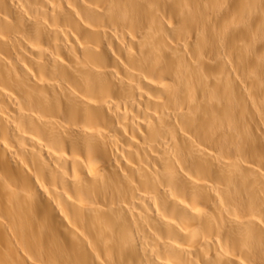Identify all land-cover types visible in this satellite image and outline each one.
I'll return each mask as SVG.
<instances>
[{"label": "bare ground", "instance_id": "6f19581e", "mask_svg": "<svg viewBox=\"0 0 264 264\" xmlns=\"http://www.w3.org/2000/svg\"><path fill=\"white\" fill-rule=\"evenodd\" d=\"M0 264H264V0H0Z\"/></svg>", "mask_w": 264, "mask_h": 264}]
</instances>
